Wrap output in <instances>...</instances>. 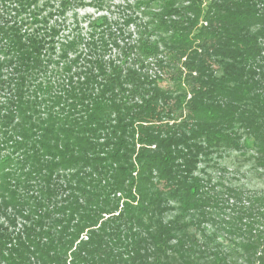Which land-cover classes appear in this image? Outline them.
<instances>
[{
    "label": "trees",
    "instance_id": "16d2710c",
    "mask_svg": "<svg viewBox=\"0 0 264 264\" xmlns=\"http://www.w3.org/2000/svg\"><path fill=\"white\" fill-rule=\"evenodd\" d=\"M76 2L0 0V264H264V0Z\"/></svg>",
    "mask_w": 264,
    "mask_h": 264
},
{
    "label": "rangeland",
    "instance_id": "374dc122",
    "mask_svg": "<svg viewBox=\"0 0 264 264\" xmlns=\"http://www.w3.org/2000/svg\"><path fill=\"white\" fill-rule=\"evenodd\" d=\"M84 3H94L93 5L83 6L79 4V0L74 4L73 14L79 15V20L83 21L89 16H99L106 12L112 11V13H118L119 10L124 5L125 0H82ZM74 15L70 14L67 17L66 25L70 29L75 27L76 20ZM83 27L85 25L81 24ZM85 32V31H84ZM159 71V69H158ZM164 85H170L171 80L170 73L166 70L162 76ZM209 173H211L216 181L222 182L225 185H232L246 190H264V169L257 168L255 162L249 155H242V153L237 151H229L224 153L221 157H217L214 161L210 162L208 166ZM170 217V215H169ZM208 233H217L218 237L216 242L223 243L226 246L229 242L230 247H226L228 251L234 253L236 249V243L230 241L221 230L216 229V227L207 226ZM234 239V238H233ZM236 242L239 240L236 238ZM242 263H244L242 261Z\"/></svg>",
    "mask_w": 264,
    "mask_h": 264
}]
</instances>
